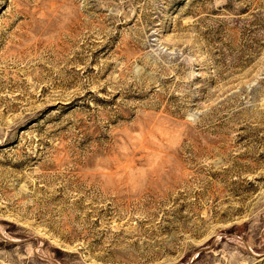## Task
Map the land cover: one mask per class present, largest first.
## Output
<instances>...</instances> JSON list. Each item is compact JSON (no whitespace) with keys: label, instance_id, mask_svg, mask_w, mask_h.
I'll use <instances>...</instances> for the list:
<instances>
[{"label":"rangeland","instance_id":"obj_1","mask_svg":"<svg viewBox=\"0 0 264 264\" xmlns=\"http://www.w3.org/2000/svg\"><path fill=\"white\" fill-rule=\"evenodd\" d=\"M0 264H264V0H0Z\"/></svg>","mask_w":264,"mask_h":264}]
</instances>
